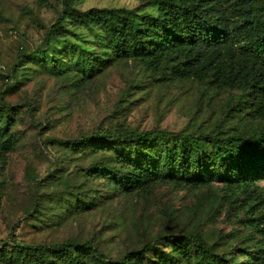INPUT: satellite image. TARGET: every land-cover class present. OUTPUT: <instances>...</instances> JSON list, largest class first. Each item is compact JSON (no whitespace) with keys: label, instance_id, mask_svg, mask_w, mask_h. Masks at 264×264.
Listing matches in <instances>:
<instances>
[{"label":"rangeland","instance_id":"obj_1","mask_svg":"<svg viewBox=\"0 0 264 264\" xmlns=\"http://www.w3.org/2000/svg\"><path fill=\"white\" fill-rule=\"evenodd\" d=\"M151 1L74 0V8L157 16ZM62 11L63 0H0V102L15 143L0 150V251L85 245L113 263L133 253L141 264H158L156 255L183 264L166 237L200 234L216 253L245 263L246 244L237 237L247 231L240 187L156 181L124 192L106 172L123 175L126 168L89 139L129 130L231 136L263 126L264 119L227 112L236 90L216 88L207 78L178 79L165 64L113 61L83 77L70 53L100 55L103 33L66 20L67 35L47 41ZM249 188L264 197V176ZM219 233L235 236L220 242Z\"/></svg>","mask_w":264,"mask_h":264},{"label":"trees","instance_id":"obj_2","mask_svg":"<svg viewBox=\"0 0 264 264\" xmlns=\"http://www.w3.org/2000/svg\"><path fill=\"white\" fill-rule=\"evenodd\" d=\"M157 16L128 9L74 8V0H63V11L49 28L47 41L62 38L68 30L63 23L98 27L103 33L100 55L84 50L73 68L85 78L100 71V64L129 59L140 60L154 69L163 64L178 79L207 78L216 88L236 90L227 112L264 119V0H152ZM68 67L69 62H62ZM55 66V70L60 67ZM227 113V114H229ZM10 115L0 102V150L15 145L9 133ZM103 145L116 157L121 168L114 184L124 192L144 190L156 181L185 182L194 186L213 180L234 183L241 188L245 216L240 236L246 244L243 264H264V197L252 195L250 185L264 176V125L250 127L247 134L231 136L194 134L165 130L100 133L89 139ZM256 171V172H255ZM247 201V202H246ZM242 208V207H241ZM220 242L234 237L218 234ZM172 257L183 264H240L234 257L216 253L199 235L168 236ZM155 243L147 246L152 250ZM5 250V249H4ZM158 264H174L156 255ZM5 258V259H4ZM86 259V263H85ZM90 246L60 245L23 247L0 251L4 264H141L128 254L113 263ZM3 263V262H2Z\"/></svg>","mask_w":264,"mask_h":264}]
</instances>
